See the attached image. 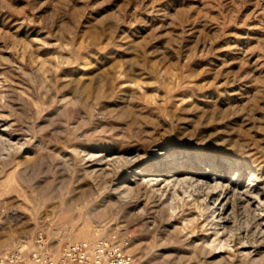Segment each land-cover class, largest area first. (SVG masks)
Instances as JSON below:
<instances>
[{
	"label": "rangeland",
	"instance_id": "374dc122",
	"mask_svg": "<svg viewBox=\"0 0 264 264\" xmlns=\"http://www.w3.org/2000/svg\"><path fill=\"white\" fill-rule=\"evenodd\" d=\"M39 233L264 264V0H0V253Z\"/></svg>",
	"mask_w": 264,
	"mask_h": 264
},
{
	"label": "built area",
	"instance_id": "2783aa9c",
	"mask_svg": "<svg viewBox=\"0 0 264 264\" xmlns=\"http://www.w3.org/2000/svg\"><path fill=\"white\" fill-rule=\"evenodd\" d=\"M119 244L105 238L54 246L41 234L35 235L29 252L20 249L0 253V264H129Z\"/></svg>",
	"mask_w": 264,
	"mask_h": 264
},
{
	"label": "bare ground",
	"instance_id": "6f19581e",
	"mask_svg": "<svg viewBox=\"0 0 264 264\" xmlns=\"http://www.w3.org/2000/svg\"><path fill=\"white\" fill-rule=\"evenodd\" d=\"M139 114H137V115H135V114H132V120L133 121H131V123H134V122H136L138 119L137 118H139V116H138ZM201 178V177H200ZM199 179V178H198ZM206 180H204V179H201V180H197L196 179V190H197V193H201L200 191H202V189H201V187L206 183L205 182ZM194 184V183H193ZM209 185V184H208ZM216 185V184H215ZM217 185H219V184H217ZM217 187V186H216ZM215 186L213 187V188H211V189H209V190H207V191H205L204 193H205V199H208V198H210V197H212L213 195H214V193H215V188H216Z\"/></svg>",
	"mask_w": 264,
	"mask_h": 264
}]
</instances>
